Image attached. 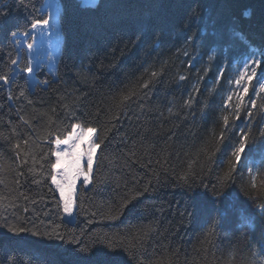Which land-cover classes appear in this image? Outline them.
<instances>
[{
  "label": "trees",
  "instance_id": "trees-1",
  "mask_svg": "<svg viewBox=\"0 0 264 264\" xmlns=\"http://www.w3.org/2000/svg\"><path fill=\"white\" fill-rule=\"evenodd\" d=\"M33 2L43 8L46 0ZM58 2L62 4L63 20L55 75L42 63L44 67L36 75L41 83L33 87L25 85L28 78L21 74L17 82L27 88V98L12 101L7 99V86L0 82V261L14 254L18 264H130L125 252H109L105 245L110 240H124L140 229H151L140 250L141 264H240L242 259L248 264H264L259 254L253 255V234L245 239L248 230L235 211L244 209L248 216L255 215L241 190L242 173L234 175L235 182L218 204L210 191L188 187L192 176L199 173L195 175L196 184L202 181L211 188L228 168L230 144L218 145L213 133L218 134L222 126L220 105L230 87L226 79L240 70L241 60L250 49L264 50V0ZM19 5L20 0H0V9L9 11L0 30L3 71L7 70L12 47L11 32L18 29L22 34L31 23L28 12ZM193 11L197 13L195 20H191ZM186 22L191 23V30ZM197 28V46L185 44V37ZM137 35L141 37L139 42L128 44ZM199 41L204 42L203 48ZM225 46L229 57L226 79L216 85ZM162 62L167 63L161 75L144 90L147 95L142 100L143 109L135 104L129 108L114 106L118 101L113 96L148 79L150 71L145 72V68L160 71ZM206 67L207 75L200 81V92L190 112L183 102ZM257 73L252 83L258 86V81L264 82V65ZM179 75L187 79L180 81ZM18 91L13 87L12 95L16 97ZM109 109L120 113L119 119L113 121L115 126L108 133L106 147L98 150L99 167L94 166L92 183L78 187L74 217L68 221L62 206L57 205L58 194L48 190L50 169L41 159L52 147L45 143L51 139L49 121L66 131L76 118L90 119L87 113L100 112L101 121H108ZM69 112L74 116H68ZM21 116L29 124H23ZM258 121L259 117L253 125ZM235 124L246 127L248 117L242 113ZM233 132L239 134L235 128ZM8 136H13L12 143L21 137L30 141L22 145L28 149L27 165L21 163L23 153L17 159L4 139ZM48 159L54 158L49 154ZM193 160L197 163L190 169ZM262 161L264 143L257 140L246 149L239 168L245 169L246 164L259 167ZM10 165H17L16 171L9 170ZM28 167H34L35 174L29 173ZM42 171L43 176L36 175ZM16 172L25 175L17 176ZM34 176L43 182L33 183ZM243 176L246 182L248 174L244 172ZM17 179L19 184L15 183ZM145 186L147 192L143 191ZM138 190L140 195L117 215L115 209L123 198ZM190 205H194V217L188 215ZM217 213L218 222L214 220ZM9 225L26 231L14 235L7 231ZM213 227L214 233L206 238L207 230ZM33 231L40 235H32ZM53 231L66 239L75 236L80 244L48 239ZM84 245L92 248L87 258L77 251Z\"/></svg>",
  "mask_w": 264,
  "mask_h": 264
},
{
  "label": "snow or ice",
  "instance_id": "snow-or-ice-1",
  "mask_svg": "<svg viewBox=\"0 0 264 264\" xmlns=\"http://www.w3.org/2000/svg\"><path fill=\"white\" fill-rule=\"evenodd\" d=\"M20 8L28 12V17L31 21L30 27L25 29L22 33V38L19 35V30L11 32V49L8 52V60L5 65L6 71L0 70V82L3 86L8 88L7 99L12 101L13 99L27 98V88L25 85L35 86L41 81L36 79V75L42 70L44 65L39 62V55L33 56V53H38L41 49L36 47L37 41L43 45L45 39L47 40V47L51 51L53 48L52 37L55 35L56 40L59 41L60 29H53L51 21L57 20L59 25H62L63 17L61 15L62 4L57 0H49L47 7L38 8L33 0H20ZM39 13V16H37ZM9 11L0 9V30L3 29L5 18L8 17ZM196 11H193L191 20L196 19ZM247 15V13H246ZM186 27L191 30V23L186 22ZM215 34V33H214ZM239 35V33H237ZM199 36V29H195L192 34L185 37L184 43L192 46H197V37ZM140 36L137 35L133 39L128 41V44L135 46L140 40ZM199 47H204V42L199 41ZM26 48V52H25ZM115 52L116 49L111 50ZM124 49H120L123 53ZM228 47H224V59L218 67V71L215 77L214 83L220 85L222 80H225L226 64L229 63ZM13 53L15 55H13ZM188 55L187 52L184 53ZM215 54L208 56V60L211 61ZM50 59H55L50 57ZM167 62L160 64V71L151 70L145 68V72L150 71L148 79H142L138 86H127V91L120 90V92L113 96L114 101H118L114 106L129 108L135 104L137 107L143 109V97L147 95L150 85L156 82V79L161 75L162 70ZM264 65V50L256 48L250 49V51L242 58L240 70L231 78H227L226 82L230 86L227 89L226 95L222 98L220 105V121L222 126L217 133H213V137L218 145H223L225 142H229V153L226 157L228 161V168L221 177L218 178V183L212 185L209 188L208 185L202 181L200 184H196L195 173L192 176V183L188 184L189 190H195L196 188H203L205 192H209L212 195L213 200L218 204L222 197L225 196L226 190L235 182L234 175L239 171L241 172V190L244 192L245 197L251 202V206L255 210V215L248 216L244 209H235L238 213V218L248 231L245 233V239L248 234H253L252 245L253 255L259 254L262 261H264V161L261 162L259 167L246 164L245 169L241 170L239 165L242 159L245 158L246 149H251L252 145L256 144L257 140L264 143V82L258 81V86L253 85V80L257 78V70ZM191 66V65H189ZM208 68L203 70V75H199L196 83L192 85L191 91L188 93V98L184 100L183 107L190 112L193 110V104L195 96L200 92V81L205 75H207ZM23 74L28 79L25 81V85L18 84L19 76ZM179 80L184 81L187 79L185 75H179ZM43 83L49 84L50 82L44 80ZM17 87L19 89L18 95L14 97L12 95V88ZM250 87L252 95H249ZM215 91V88L212 89ZM247 98V102H246ZM31 104L32 101L28 100ZM171 111V109H169ZM55 112V109H52ZM244 113L248 117V124L244 128H238L235 124L236 121L241 119V114ZM90 119L76 118V122L71 123L70 130H58V126L49 121L50 130L48 136L51 139L45 141L46 144H50V153H46L41 156L42 160L48 162L49 172L47 175L50 177V186L48 190L53 192L54 195L58 194L57 205L62 206V210L67 215H72L73 207L75 204L74 193L77 188L78 182L82 183L84 187H87L92 183V176L94 172V166L99 167L98 162V150L102 149V146L106 147V141H108V133L111 132L115 126L113 121L119 119L120 113H114L109 109L106 115L110 116V119L106 122L101 121V113H87ZM68 116H74L73 112H69ZM259 117V121L253 125V120ZM23 124H29V121L23 116L20 117ZM63 124L64 122H60ZM239 134L236 135L233 129ZM16 135V129L13 128V136ZM13 136L4 137V139L11 145L13 151L16 152L18 160L21 159L22 153L25 158L21 160L23 165L28 164V149L22 147V145H29L28 139H17L15 143H12ZM130 151H132L130 149ZM201 151H204L203 149ZM54 159L49 160L48 155ZM133 154H135L133 152ZM208 155L207 152L204 153ZM33 163H35V157H32ZM197 161L193 160L189 164V168H192L193 164ZM9 170L16 171L17 165L8 166ZM41 169H44V164L40 165ZM28 172L35 174L34 167H28ZM248 174V180L244 181L243 173ZM257 173L260 175V183H257ZM17 176L25 175L24 172H16ZM39 176H43L42 171ZM185 179V177H181ZM2 182V181H0ZM43 181L41 179H33V183L40 184ZM15 183L19 184L17 179ZM151 183V182H149ZM247 185V186H246ZM144 192L148 191V187L145 186ZM67 193V195H66ZM23 195V194H21ZM140 195L139 190L133 196H125L118 207L115 209L117 215L122 214L123 209L128 206L134 199ZM25 199L27 197L25 196ZM192 211L188 213L190 216H195L194 205H190ZM27 211V209H25ZM95 215V213H93ZM226 215V213H225ZM219 213L214 220L218 222ZM7 223V221H5ZM258 226V231H257ZM7 231L12 234H19L26 231L23 227H15L9 225ZM151 229H140L136 234L125 237L124 240L119 242L109 241L105 247L109 252L123 251L127 254L130 264H141L140 250L144 246V240L146 239L148 232ZM214 233V227L209 228L206 233L207 236H211ZM32 235L39 236L40 233L33 231ZM48 239H57L69 244H80V241L73 236L70 239H66L64 235L53 231L47 236ZM210 243V241H208ZM77 251L81 256L87 258L92 255V248L84 245L78 247ZM0 264H18L14 254H8L5 256ZM240 264H248L246 259H242Z\"/></svg>",
  "mask_w": 264,
  "mask_h": 264
},
{
  "label": "rangeland",
  "instance_id": "rangeland-1",
  "mask_svg": "<svg viewBox=\"0 0 264 264\" xmlns=\"http://www.w3.org/2000/svg\"><path fill=\"white\" fill-rule=\"evenodd\" d=\"M83 1L85 3H90V2L93 3L95 0H83ZM48 2H49V0H46L45 6L43 8L46 9ZM57 2H58V0H57ZM51 23H52V27H53L54 30L57 29V28L60 29L59 41L56 40L55 35L52 37L54 46H53V48L50 51L49 48L47 47V40L46 39H45L43 45H41V42L38 40L37 44H36V47L38 49H41V50L38 53H33V56L36 57L37 55H39V62L47 64L49 72L52 73L53 75H55V71H56L55 66H56V63H57L58 56H59L60 43H61V28H60V25L57 23L56 19H53L51 21ZM19 35L22 38V34H19ZM50 57H54L55 59L54 60L50 59ZM81 184L82 183H80V182H78V184H77V188H76L75 193H74V200H75V195H76L77 189H78V187ZM66 195H67V193H66ZM74 211H75V204H74V207H73L72 215L69 216V215L65 214L66 220H68V221H72L73 220Z\"/></svg>",
  "mask_w": 264,
  "mask_h": 264
}]
</instances>
